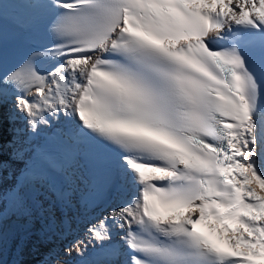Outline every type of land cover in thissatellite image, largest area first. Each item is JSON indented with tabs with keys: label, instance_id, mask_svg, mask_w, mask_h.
<instances>
[{
	"label": "snow or ice",
	"instance_id": "obj_1",
	"mask_svg": "<svg viewBox=\"0 0 264 264\" xmlns=\"http://www.w3.org/2000/svg\"><path fill=\"white\" fill-rule=\"evenodd\" d=\"M10 10L20 27L47 19L52 41L0 72V110L26 123L13 152L63 116L72 156L127 193L66 254L264 264V0H0V63ZM3 149L0 135V174ZM38 182L18 179L14 205Z\"/></svg>",
	"mask_w": 264,
	"mask_h": 264
},
{
	"label": "bare ground",
	"instance_id": "obj_2",
	"mask_svg": "<svg viewBox=\"0 0 264 264\" xmlns=\"http://www.w3.org/2000/svg\"><path fill=\"white\" fill-rule=\"evenodd\" d=\"M4 118H8L7 124ZM0 122H2L0 123V131L9 126L7 145H4L3 149V171L0 174L6 193L3 204L0 207L1 258L7 264H11L12 252L4 247L8 245L6 239L10 240L7 234L13 235L16 240L18 247L14 248V251L25 253L26 258H23L19 264H27V262L31 264L37 258L38 253L43 254L46 258L47 262L45 264H76L79 260L89 257L93 252L91 248L83 256H78L75 250L70 255L66 254V248L73 241L86 238V230L89 224L94 222L110 206L116 203L121 196H125L127 193L117 189L107 204L95 210L85 212L76 209L80 204L75 196L76 186L74 184L69 187L67 193L60 195L62 203L51 202V199H48L50 204L43 203L42 198L44 197H41V194H43L44 189L41 185L34 184V188L30 189L31 194L27 206L22 208L14 205L10 198V191L18 179L24 180V172L32 152L19 157L13 152L11 141L14 137V129H25L26 123L22 119L18 120L15 124L11 123L7 105L0 111ZM71 126V122L61 116L59 120H52L50 126H42L37 135L32 136L25 132L21 139L26 137L27 141L30 142L31 148L36 149L49 135L53 127H63L69 130ZM0 135H2V132H0ZM81 165L82 161L76 159L70 170L74 171L76 175H80L83 171L80 167ZM257 191H260L258 187ZM5 210L7 211L4 212ZM12 210L19 213L16 215V217L19 216L17 219L10 217ZM32 217L36 219L34 220ZM12 225L18 227L13 228L12 231ZM14 230L16 233H13ZM115 235L118 237L119 233H115Z\"/></svg>",
	"mask_w": 264,
	"mask_h": 264
},
{
	"label": "rangeland",
	"instance_id": "obj_3",
	"mask_svg": "<svg viewBox=\"0 0 264 264\" xmlns=\"http://www.w3.org/2000/svg\"><path fill=\"white\" fill-rule=\"evenodd\" d=\"M3 110V109H2ZM1 111V110H0ZM4 120H6V124H7V122H8V118H4ZM0 132H2V138H3V144L4 145H7V140H8V133H9V126H8V128H6V129H2ZM3 155H4V153H3ZM3 155H2V157H3ZM41 197H44V195L43 194H41ZM42 201H43V203L45 204V203H47V202H45L44 201V198H42ZM51 202H58V201H51ZM63 201H62V199L60 200V203H62ZM1 207V206H0ZM7 210H9V209H7ZM7 210H5L4 212H6ZM14 211V212H13ZM15 213V214H14ZM13 214V215H12ZM12 214H11V216L10 217H14V218H16L17 219V217H16V215H18L19 213L17 212V211H15V210H12ZM32 219H36V218H34V217H32ZM14 226V227H13ZM16 227H18V226H15V225H12L11 226V230L13 231V228H16ZM0 233H1V227H0ZM13 233H16V231L14 230V232ZM7 234V233H6ZM7 236L8 237H10V240L8 241V239H6V242H7V244L8 245H6V246H4L5 248H7L9 251H11L12 252V254H11V259H10V262H11V264H13L14 262L15 263H17V264H19L20 263V261L23 259V258H26L25 257V253H20V252H17V251H14V248H17L18 247V245L16 244V240H15V238H14V236L13 235H9V234H7ZM11 241V242H10ZM13 246V247H12ZM1 254H3V253H1ZM4 255V254H3ZM0 260H2V262H3V264H7L6 263V261H4L2 258H1V256H0ZM47 262V260H46V258L44 257V255L43 254H41V253H38L37 254V258L31 263V264H45ZM14 263V264H15ZM27 264H29V262H27Z\"/></svg>",
	"mask_w": 264,
	"mask_h": 264
}]
</instances>
